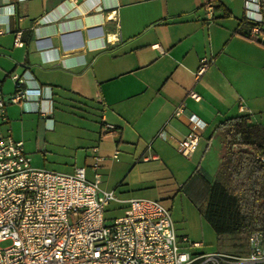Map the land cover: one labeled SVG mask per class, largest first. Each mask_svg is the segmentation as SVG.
Returning <instances> with one entry per match:
<instances>
[{
	"label": "crops",
	"instance_id": "0c3cea01",
	"mask_svg": "<svg viewBox=\"0 0 264 264\" xmlns=\"http://www.w3.org/2000/svg\"><path fill=\"white\" fill-rule=\"evenodd\" d=\"M208 1L0 0L4 94L9 97L16 90L13 73L27 86L42 87L36 101L7 104L2 134L23 141L34 166L61 172L83 166L94 180L96 156H104L99 172L108 161L115 165L120 160L112 157L120 145L132 149L138 162L175 164L184 159L189 168L205 161L223 120L248 114L264 126V40L239 31L245 0L242 14L236 0H212L213 19L205 12ZM18 30L23 31V45L15 44ZM202 57L212 61L198 74ZM193 113L206 126L194 153L185 157L179 145L191 130ZM105 122L114 124L116 131H107ZM182 170L177 166L171 173L180 176ZM184 174L175 178L176 184L206 219L216 170L199 164ZM100 176L101 188L117 195L107 205L106 217L113 201L127 212L132 196L102 186ZM147 188H139L137 196L161 201L145 196ZM188 224L185 216V228L177 234L182 246L188 245L187 237L201 242L193 250L202 252L243 254L250 249L248 239L236 246L237 236L230 234H217L216 244H205L204 221L201 234Z\"/></svg>",
	"mask_w": 264,
	"mask_h": 264
},
{
	"label": "built area",
	"instance_id": "2783aa9c",
	"mask_svg": "<svg viewBox=\"0 0 264 264\" xmlns=\"http://www.w3.org/2000/svg\"><path fill=\"white\" fill-rule=\"evenodd\" d=\"M214 8L208 1V19H213ZM245 8V18L251 22L245 33L263 41L261 0H245ZM22 38L23 31H16L15 44L23 45ZM114 38L119 39L118 33ZM211 61L202 57L197 73H203ZM12 77L16 90L9 97L0 83V243L11 241L0 246V264H264L262 231L250 233V249L243 254L193 250L202 243L187 237L188 245L182 246L171 211L159 199L132 196L127 199V212L108 222L106 207L117 195L100 186L97 168L104 156H96L95 179L90 180L83 166L73 172L34 166L24 142L2 134L7 104L27 105L42 94L41 86L25 85L18 73ZM191 94L199 98L197 93ZM241 109L245 107L241 105ZM189 120L191 130L179 145L180 152L188 157L196 150L206 126L194 113ZM105 127L116 131L112 123L105 122ZM119 155L115 149L112 157L118 160Z\"/></svg>",
	"mask_w": 264,
	"mask_h": 264
},
{
	"label": "trees",
	"instance_id": "16d2710c",
	"mask_svg": "<svg viewBox=\"0 0 264 264\" xmlns=\"http://www.w3.org/2000/svg\"><path fill=\"white\" fill-rule=\"evenodd\" d=\"M249 24L242 18L239 31ZM216 136L223 138L224 152L204 216L218 235L248 239L253 231L264 233V126L239 114L219 123L212 138Z\"/></svg>",
	"mask_w": 264,
	"mask_h": 264
},
{
	"label": "rangeland",
	"instance_id": "374dc122",
	"mask_svg": "<svg viewBox=\"0 0 264 264\" xmlns=\"http://www.w3.org/2000/svg\"><path fill=\"white\" fill-rule=\"evenodd\" d=\"M239 2V6L236 8L237 11L240 10V14L243 13L244 0H236ZM242 7V8H240ZM206 12V9H205ZM128 135H132L129 132ZM215 142L212 143L211 147L208 149L206 153L205 161L201 162L196 161L194 165H189V168L196 169L199 164H203L205 167L210 169L211 171L218 169L219 159L218 155L224 152V143L223 138L221 136L214 137ZM123 144V142H122ZM127 145V144H125ZM120 160L111 164V162H107L99 172L102 174V179L104 183L102 186L106 188H116L117 194L120 196H137L140 195L142 186H149L147 188V193H144L145 196L151 197H159L162 203L171 210L172 218L174 220V226L176 234H180L184 230V222L185 216L188 217V226L192 229V232L201 234V221L207 225L206 235L204 242L205 244H216L218 237L217 232L213 228V226L204 218L201 217L199 209L193 202H191L188 197L179 190L178 185L176 184L175 178H185V174L188 171V167L184 164L185 161L182 159H177V163L172 164H163L157 161L151 162H138L137 157L133 156V150L128 149L124 145H120L119 147ZM186 157V156H185ZM184 157V158H185ZM188 159V158H185ZM113 163V162H112ZM113 165V167H112ZM177 166H182V174L180 176H173L171 170ZM185 166V167H184ZM112 173H111V169ZM91 176V175H90ZM107 181V183H106ZM109 185H106L108 184ZM146 183L145 185H141V183ZM109 186V187H108ZM161 187L162 194L158 195V188ZM166 188V190H162ZM166 191V192H165ZM121 204L119 202L113 201L109 205V209L107 211V220L110 222L112 218L122 215L124 211V207H120ZM120 207V208H118ZM202 219V220H201ZM201 238V237H200ZM245 241L244 235L237 236L236 241L233 242L234 245L240 246ZM11 243L10 240H6L0 243L1 247H5Z\"/></svg>",
	"mask_w": 264,
	"mask_h": 264
}]
</instances>
